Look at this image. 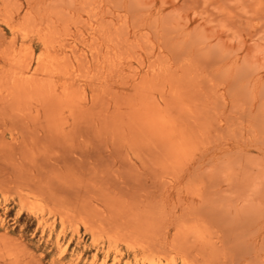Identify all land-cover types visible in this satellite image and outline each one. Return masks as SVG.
Returning a JSON list of instances; mask_svg holds the SVG:
<instances>
[{
	"label": "rangeland",
	"instance_id": "374dc122",
	"mask_svg": "<svg viewBox=\"0 0 264 264\" xmlns=\"http://www.w3.org/2000/svg\"><path fill=\"white\" fill-rule=\"evenodd\" d=\"M0 264H264V0H0Z\"/></svg>",
	"mask_w": 264,
	"mask_h": 264
},
{
	"label": "bare ground",
	"instance_id": "6f19581e",
	"mask_svg": "<svg viewBox=\"0 0 264 264\" xmlns=\"http://www.w3.org/2000/svg\"><path fill=\"white\" fill-rule=\"evenodd\" d=\"M149 241V240H148Z\"/></svg>",
	"mask_w": 264,
	"mask_h": 264
}]
</instances>
